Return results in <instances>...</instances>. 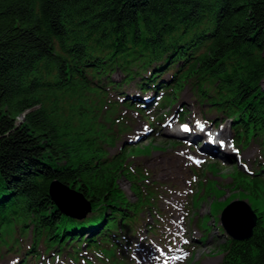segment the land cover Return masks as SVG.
Returning a JSON list of instances; mask_svg holds the SVG:
<instances>
[{
    "label": "trees",
    "instance_id": "trees-1",
    "mask_svg": "<svg viewBox=\"0 0 264 264\" xmlns=\"http://www.w3.org/2000/svg\"><path fill=\"white\" fill-rule=\"evenodd\" d=\"M131 82L161 92L159 107L191 87L237 143L264 148V0H0V249L30 236L18 264L49 253L77 261L83 246L119 264V231L139 214L118 184L135 147L111 157L120 121L101 115L123 105L147 117L128 97L105 100ZM86 93L98 109L84 105ZM236 177L258 220L249 240L219 244L220 264H264V178ZM54 181L82 194L90 214H61Z\"/></svg>",
    "mask_w": 264,
    "mask_h": 264
},
{
    "label": "rangeland",
    "instance_id": "rangeland-1",
    "mask_svg": "<svg viewBox=\"0 0 264 264\" xmlns=\"http://www.w3.org/2000/svg\"><path fill=\"white\" fill-rule=\"evenodd\" d=\"M117 73H112L111 77L120 81ZM167 78L169 76L164 75L162 80ZM262 87L264 89V83ZM135 89L134 83L123 85L120 94L110 93L105 100L111 103L119 96L130 95ZM194 93L191 87H183L173 105H164L159 110L165 115L156 121L154 128L148 124L151 117L144 118L136 110L124 106L117 111L106 109V106L102 111L104 122L110 116L119 117L120 121L113 128L119 140L107 149L111 157L124 148L127 141L139 145L129 151L126 163L129 173L118 182L129 202L137 204L139 212L134 225L118 230L121 249L116 251V256L125 260L119 264H220L223 253L218 250V245L228 238L220 226L221 212L233 201L256 207L249 195L237 186L236 173L238 169L252 174L259 163L264 175V153L254 141L246 147L231 145L230 124L222 122L220 115L208 110L205 104L201 105L197 101L199 95ZM82 96L84 105L91 104L95 110L100 107L94 93ZM77 97L76 101L80 103ZM70 103H75V99H70ZM181 111L186 112L183 120L178 116ZM215 119L217 121L213 122ZM182 125L188 127L187 132ZM213 141L218 143L212 147ZM135 189H140V194L136 195ZM142 199L150 205L142 203ZM204 234L206 239H203ZM29 245L30 236L15 252H6L2 247L0 264L16 263ZM82 254L95 264H113L112 261H98L92 252ZM48 260L46 264H74L64 256ZM76 264L84 263L80 260Z\"/></svg>",
    "mask_w": 264,
    "mask_h": 264
},
{
    "label": "water",
    "instance_id": "water-1",
    "mask_svg": "<svg viewBox=\"0 0 264 264\" xmlns=\"http://www.w3.org/2000/svg\"><path fill=\"white\" fill-rule=\"evenodd\" d=\"M49 196L61 214L73 219H83L91 211L90 203L84 196L69 187L52 182L49 185ZM221 224L226 233L236 241L252 237L257 216L251 206L243 201H233L221 213Z\"/></svg>",
    "mask_w": 264,
    "mask_h": 264
},
{
    "label": "bare ground",
    "instance_id": "bare-ground-1",
    "mask_svg": "<svg viewBox=\"0 0 264 264\" xmlns=\"http://www.w3.org/2000/svg\"><path fill=\"white\" fill-rule=\"evenodd\" d=\"M121 78V77H120ZM147 92V94L148 95H152V93L150 92V91H146ZM194 95H198L197 93H194ZM163 94L161 93V94H159L158 95V98L159 99H161V98H163ZM140 101H143V99L142 98H138ZM197 99V98H196ZM150 102V100L148 99V103ZM151 103H154L153 101L151 102ZM161 104V102H156L155 103V105H154V107H158L159 105ZM181 117H183V115L182 114H179ZM183 119H184V117H183ZM231 125H229V127H230ZM212 146V145H211ZM213 150H215V149H213ZM212 150V151H213ZM71 189V188H70ZM174 228H176V225L174 224Z\"/></svg>",
    "mask_w": 264,
    "mask_h": 264
},
{
    "label": "snow or ice",
    "instance_id": "snow-or-ice-1",
    "mask_svg": "<svg viewBox=\"0 0 264 264\" xmlns=\"http://www.w3.org/2000/svg\"><path fill=\"white\" fill-rule=\"evenodd\" d=\"M183 130H184L185 132H187V131H188V127L185 125L184 128H183ZM221 144H223V142H221ZM189 159H191V157H189Z\"/></svg>",
    "mask_w": 264,
    "mask_h": 264
}]
</instances>
